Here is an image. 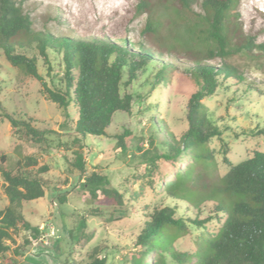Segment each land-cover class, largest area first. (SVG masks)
<instances>
[{
  "label": "rangeland",
  "instance_id": "1",
  "mask_svg": "<svg viewBox=\"0 0 264 264\" xmlns=\"http://www.w3.org/2000/svg\"><path fill=\"white\" fill-rule=\"evenodd\" d=\"M15 1L30 16L36 31L46 30L56 36H105L121 45L125 39L134 51L139 49L132 42L138 45L140 41H148L142 34L148 13L139 6L141 0ZM149 2L151 12L163 20V32L182 46L178 53H171L167 48L161 50L147 44L155 55L154 61L149 62L146 71L141 70L135 80L123 86V93L133 96L131 111H117L106 135L83 137L78 133L75 128L77 107L70 105L66 115L41 92L39 80L21 73L0 49V155L6 154L8 165L14 166L21 152L36 154L40 164L50 166L45 173L50 181L46 195L24 203L23 207L25 216L40 227L39 238L32 244L23 245L30 232L20 228L13 234L16 242L11 243V250L5 257H0V264H8L10 258L16 264H87L95 249L97 254L107 257L106 264H134L140 254L135 240L145 214L153 207L171 204L184 216L200 214L201 218L207 217L213 208V201L203 202L200 213L199 207L166 192L167 183L175 178L179 168L185 167L183 160L158 159L155 166L136 149V145L142 143L144 149L150 147L153 152L150 154H154L155 148L149 145L151 134L156 135V147H162L160 142L169 139L170 132L179 136L187 129L186 106L195 88L184 68L192 63L191 50L203 49L206 45L203 32L194 30L189 24L197 22L199 14L204 13L200 2H196L191 10L178 3ZM237 12L245 33L253 36L256 42L264 41V0H240ZM35 45L21 47V50L37 56L38 70L51 86L63 71L61 55L49 50V67ZM233 61L241 65L246 83L239 86L226 82L214 95L203 99L223 130V140L215 137L210 143L217 161V167L211 170L214 178L229 169L223 161L225 155L237 163L255 149L264 150V133H259L264 128V66H252L253 63H248L242 56H235ZM163 62L175 65L170 69L168 84L159 82L156 77ZM210 63L217 65L221 59L216 58ZM246 86L253 87L255 92L251 95L244 92ZM6 113L32 117L35 125L45 131L46 142L35 144L19 140L11 130ZM127 131L131 133L129 143L133 146L124 153L117 146V140L118 135ZM78 148L83 150L88 173L97 171L107 175L111 185L123 191L126 201L134 205V210L126 217L108 221V214L102 216L90 212L95 207L106 212L113 208L92 198L82 185L79 171L72 164L73 151ZM201 181L205 183L208 179L204 177ZM62 196L66 198L64 202L60 200ZM7 203L0 173V209ZM80 216L86 218L84 227L79 226ZM218 229L216 221L208 222L204 228L191 226V232L180 237L176 244L180 249L196 252L202 233L215 234ZM15 247H19L21 254L16 253ZM157 255L158 252L147 254L146 261L155 263ZM166 262L178 264L169 254H166Z\"/></svg>",
  "mask_w": 264,
  "mask_h": 264
},
{
  "label": "trees",
  "instance_id": "2",
  "mask_svg": "<svg viewBox=\"0 0 264 264\" xmlns=\"http://www.w3.org/2000/svg\"><path fill=\"white\" fill-rule=\"evenodd\" d=\"M158 1L178 3L187 10L200 2L204 13L199 14L197 22L189 24L194 30L203 32L206 45L203 49L191 50L194 56L192 63L184 68L195 88L186 106L187 129L179 136L170 132V138L160 142L162 147H156V135L151 134L149 145L155 148L154 154H150L153 153L150 147L144 149L142 143L136 145V149L155 166L158 159L183 160L185 167L179 168L175 178L167 183L166 192L173 198L184 199L199 207L200 213L203 202L213 201L214 206L205 218L200 214L184 216L177 206L171 204L153 207L145 214L136 237L135 244L140 247V254L134 264H167L166 254L178 264H264V150L255 149L249 157L237 163L225 155L223 161L229 166L228 171L220 177H212L211 170L217 167V161L210 143L215 137L223 140V130L203 101L226 82L239 86L246 83L241 65L233 61L235 56L244 57L248 63H253L252 66H264V41L256 42L253 36L245 33L237 12L240 0ZM139 6L148 13L142 30L148 41H140L139 46L132 42L139 49L134 51L125 39L121 45L105 36H56L50 31H36L20 3L0 0V49L21 73L38 79L42 85L41 92L66 115L70 105L77 107L75 128L78 133L83 137L106 135L117 111H131L133 96L123 93V86L135 80L139 72L146 71L149 62L154 61L155 55L147 44L156 45L161 50L167 48L171 53H178L182 46L163 32V20L151 12L149 0H141ZM33 44L49 67V50L61 55L63 71L51 86L38 70L37 56L21 50V47ZM216 58L221 59V63H210ZM173 67L174 64L163 62L156 73L157 80L168 84ZM244 92L251 95L255 90L246 86ZM5 115L19 140L35 144L46 142L45 131L35 125L32 117ZM259 133H264V128ZM130 134L127 131L118 135L117 146L124 153L133 146L129 143ZM73 152L72 164L79 171L84 188L92 198L113 208L109 212L100 207L92 208L90 212L93 215L108 214L107 220L114 221L134 210V205L126 201L125 193L112 186L107 175L97 171L88 173L82 148ZM49 170L50 166L40 164L36 154L21 152L16 164L10 166L7 155L1 153L0 173L8 203L0 209V257H5L11 250V243L16 242L13 234L20 228L30 232L23 245L32 244L39 238L40 227L25 216L23 207L24 203L46 195L50 181L45 173ZM204 177L208 182L201 181ZM65 199V196L60 197L63 202ZM210 221L218 222L219 229L215 234L202 233L196 252L177 246L178 239L191 232V226L204 228ZM85 225V216H80L79 226ZM15 251L21 254L19 247H15ZM97 252L95 249L91 253L87 264L107 263V257ZM151 252H158L155 263L146 261V255ZM8 264L16 263L10 258Z\"/></svg>",
  "mask_w": 264,
  "mask_h": 264
}]
</instances>
